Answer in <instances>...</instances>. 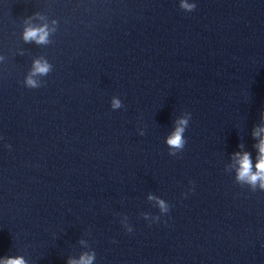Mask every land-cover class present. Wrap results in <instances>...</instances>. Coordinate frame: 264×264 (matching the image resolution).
I'll return each instance as SVG.
<instances>
[{
  "label": "clouds",
  "instance_id": "obj_1",
  "mask_svg": "<svg viewBox=\"0 0 264 264\" xmlns=\"http://www.w3.org/2000/svg\"><path fill=\"white\" fill-rule=\"evenodd\" d=\"M181 7L184 8L187 11H193L196 8L195 4H186L181 3ZM48 38V31L45 27L41 28H28L26 29L24 33V39L26 41H36L37 43H47ZM49 70V65L47 63H42L40 61H36L34 65V74L40 73L44 74L47 73ZM27 83L30 86H35V81H33L31 78L28 79ZM181 124H184L185 121H180ZM183 132L182 128H178L176 132L173 134L171 138H169L168 143L171 146L174 147H181L183 144L181 133ZM260 132H264V128L259 129L257 132H254L253 135L257 136ZM259 149V158L258 163L256 164L257 172H252V163L250 160V156L247 152L241 154H237L239 156V164L240 168L238 171V179L244 180L247 179L249 182L255 184L257 180L264 181V137L260 138V142L258 145H256ZM262 187H264V184H262ZM161 207L163 209V203H161ZM91 257L84 256L81 257L80 261H71L70 264H91ZM2 264H25V261L23 258L17 257L14 259H7L2 262Z\"/></svg>",
  "mask_w": 264,
  "mask_h": 264
}]
</instances>
